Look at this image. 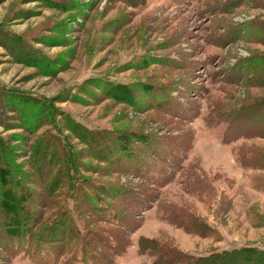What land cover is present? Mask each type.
<instances>
[{"label":"rangeland","instance_id":"374dc122","mask_svg":"<svg viewBox=\"0 0 264 264\" xmlns=\"http://www.w3.org/2000/svg\"><path fill=\"white\" fill-rule=\"evenodd\" d=\"M260 59L264 0H0V204L32 216L16 230L55 226L58 201L37 195L63 169L90 187L87 200L59 199L68 232L113 264L128 250L120 264H161L139 243L195 257L264 250ZM95 133L114 138L106 155ZM172 150L185 157L175 171ZM129 161L172 181L152 186ZM183 217L193 231L171 220ZM3 244L14 245L0 242V264H32Z\"/></svg>","mask_w":264,"mask_h":264},{"label":"trees","instance_id":"16d2710c","mask_svg":"<svg viewBox=\"0 0 264 264\" xmlns=\"http://www.w3.org/2000/svg\"><path fill=\"white\" fill-rule=\"evenodd\" d=\"M260 62L262 63V67H260V78L257 80V85L264 86V59H260ZM38 111L41 114L42 118H45V114H43L45 110L41 109ZM235 116L239 117V113H235ZM260 116H264V103L261 102ZM261 131H264V129H261ZM88 133L90 134L92 132ZM104 135H107L105 139H103ZM95 138L96 141L100 140L102 143H104L105 149L101 154L106 155L105 151L109 152V149H111L110 144L113 143L114 138H112L111 134L109 133H101L100 136L96 135L95 133ZM53 139L54 138H52V141L54 142ZM93 141L95 140L93 139ZM172 151L173 156L170 158H173V160L170 163V168L175 171L177 166H180V163L183 161V159H185V157L178 156L177 152H175L174 150ZM132 154H134V152H132ZM112 157H114V155ZM126 159L130 160L133 159V157H126ZM129 162L131 165V170L133 168L138 170L139 172L135 170L139 174L138 176L144 178L152 186L163 187L164 185L172 181L173 177L171 176V172H160L155 175L151 174L150 170H145L143 165L141 168H139L137 165H133L135 163H132V161ZM124 170L128 169L125 168ZM62 171L63 169L58 172V176H54L49 185L44 186V194L42 197L40 195H37L38 198L45 197L46 200L49 199L50 201H52L54 203L52 204L54 207L58 201V207H56L55 214L58 220L54 222L55 226H52V224L50 223V226L47 229H44L43 233L34 234L32 230H35L36 227L27 230H16L19 225V216L20 218L21 216H23L21 220L25 217V219L28 220L27 223L29 224V219H32V216L28 217L30 216V209H27L25 207L19 209L18 206L13 207L0 204V242L2 240H10V242L14 243L13 246H11L10 244H3L1 246L2 250H4L6 254H8V257L13 258H15L21 252L26 257H28L32 264H60L62 257L68 253L70 254V260H68L67 262H70V264H113L114 262L110 260V257L108 255H101L95 250L90 249V243H84V236H78L77 234L71 235L68 232V225H66L67 222L65 221V219H63L65 214L67 215L68 209L64 205L60 206L59 199L67 196L69 199H72L74 197L80 199L84 198V200H87V195H84L83 193L88 194V192H84L82 190L83 186H85L82 179H79L77 184H75L74 186L73 182L68 181V179H71V176L67 172V170H64L63 172ZM88 188L90 189V187ZM88 188L86 187V189ZM117 192L119 191H116L115 193ZM115 193L111 194V196ZM13 197L17 198L18 196L16 197L14 195ZM153 199L154 197L152 198V200ZM32 201H35L38 206H42L39 202V199L35 198L32 199ZM88 203L92 205L91 202ZM44 207H46V205H44ZM98 207L102 209L101 211H104V208L106 209L105 206ZM20 210L24 213L19 214L21 213ZM8 213L10 214L11 218L5 220V214L8 215ZM102 215L103 218L107 219V216L104 217V214ZM184 218L185 217L181 218L179 222H175L173 219L171 220L173 221V224L178 227H182L186 232L193 231L192 227H194V225L191 222H185ZM107 220L120 225L123 221V218L120 220L118 219V216L112 214V216L108 215ZM22 225L26 226L27 224L23 222ZM121 226L123 225L121 224ZM137 227L136 224H133L134 229ZM95 237L96 238L94 239V241L96 242V244H101L107 247L108 249L113 251L115 256H120L122 254L123 245L118 244L117 242H115V240L113 241V238L110 235L98 233L95 234ZM24 240L28 243L27 245H30L32 242H34L32 244V247L29 248V252H27L23 247ZM71 241H76L77 243H79V248L74 250L66 248ZM138 246L140 247V250H147L148 253L157 257V261H161V264H262V262H264V250H260L257 247L246 246L237 250L224 251L221 253L216 252L205 257H195L155 242H152L151 246L149 247H145L140 243L138 244ZM154 264H156V262Z\"/></svg>","mask_w":264,"mask_h":264},{"label":"crops","instance_id":"0c3cea01","mask_svg":"<svg viewBox=\"0 0 264 264\" xmlns=\"http://www.w3.org/2000/svg\"><path fill=\"white\" fill-rule=\"evenodd\" d=\"M127 254H129V250H128V252H126V253L124 254V256H122V257L127 256ZM139 256H146V255H142V254H141V255H139ZM122 257H121V258H122ZM121 258L119 257L118 260L115 261V264H120V259H121ZM122 259H123V258H122Z\"/></svg>","mask_w":264,"mask_h":264}]
</instances>
